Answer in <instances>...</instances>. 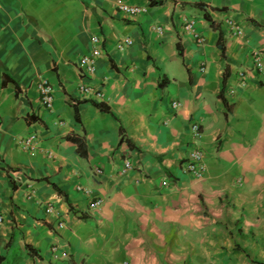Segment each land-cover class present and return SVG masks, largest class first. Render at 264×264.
<instances>
[{"label": "crops", "instance_id": "1", "mask_svg": "<svg viewBox=\"0 0 264 264\" xmlns=\"http://www.w3.org/2000/svg\"><path fill=\"white\" fill-rule=\"evenodd\" d=\"M153 1L0 0L1 264H264V0Z\"/></svg>", "mask_w": 264, "mask_h": 264}, {"label": "built area", "instance_id": "2", "mask_svg": "<svg viewBox=\"0 0 264 264\" xmlns=\"http://www.w3.org/2000/svg\"><path fill=\"white\" fill-rule=\"evenodd\" d=\"M116 6L118 8V10L126 13V14H130V15H135V14H140L143 13L145 10L141 7H137V6H126L123 3H121L120 1L116 2ZM194 20L190 19V18H185L184 19V26L183 29L186 33H188L189 35H191L193 37V39L197 42V43H201L202 39L199 37V34L195 31L194 28ZM158 33H160L161 29L160 28H154ZM233 34H240V31H238L237 29L234 30ZM99 43V40L96 37L91 38V44L94 46H97ZM131 44L130 40H123V41H119L118 43H116V49L118 50H122L125 47H128ZM100 51L97 48H93L91 51V54L89 56H83L78 60V68L84 72L86 75H91L94 73V61L95 59L100 56ZM262 55H260L259 53H254L253 54V63H255V66L258 69H261V62H260V58ZM238 79L239 80H244L245 79V75L243 73H238L237 74ZM246 80V79H245ZM245 82V81H244ZM244 85V83H243ZM242 85V87H243ZM36 89L39 93V100H40V104L45 108V109H50L51 105H52V89L50 88V86L46 83L45 80H42L40 82L37 83L36 85ZM78 91L82 94V96H87L90 97L91 100L94 99H102V94L98 91H93L90 87L86 86V85H79L78 86ZM230 94L233 93V91L229 92ZM172 107H176V103H172ZM190 130V135L192 138H198L199 137V130H198V126L197 124H191L189 127ZM35 135L34 134H28L25 138L21 139L18 142V148L25 152L28 155H32L33 152L35 151ZM203 155L201 153V151L197 148H191L185 158V163H184V167L182 170V173L190 176L193 179L196 180H201L204 176V164H203ZM131 163L129 160H123L122 162V167L119 170V175H124L126 174L128 171L131 170ZM96 173H99V171L97 170ZM76 191H81L83 192L85 195H88V191L81 189L80 187H75ZM99 200H95L92 201L91 203H89L88 207L90 209H95L99 207ZM45 213L47 215H50L52 213V207L48 204L45 208ZM2 222V218L0 217V223ZM63 227V223L60 222L59 220L56 222V228H62ZM50 253H54L55 252V248L52 247L49 250Z\"/></svg>", "mask_w": 264, "mask_h": 264}, {"label": "trees", "instance_id": "3", "mask_svg": "<svg viewBox=\"0 0 264 264\" xmlns=\"http://www.w3.org/2000/svg\"><path fill=\"white\" fill-rule=\"evenodd\" d=\"M153 1V0H152ZM154 2V1H153ZM152 2V3H153ZM196 6H199V4H197ZM205 16V15H204ZM207 19H208V17H207V15L205 16ZM5 77V76H4ZM4 81H6V79H4ZM162 85V84H161ZM160 85V86H161ZM94 104V106L98 109V110H100V111H102V112H106V113H108V109L105 107V106H103L102 104H95V103H93ZM53 189H56L55 187H53ZM56 192L58 193V194H60V192L56 189ZM2 261H3V258L2 257H0V264L2 263Z\"/></svg>", "mask_w": 264, "mask_h": 264}, {"label": "clouds", "instance_id": "4", "mask_svg": "<svg viewBox=\"0 0 264 264\" xmlns=\"http://www.w3.org/2000/svg\"><path fill=\"white\" fill-rule=\"evenodd\" d=\"M56 224V223H55Z\"/></svg>", "mask_w": 264, "mask_h": 264}]
</instances>
